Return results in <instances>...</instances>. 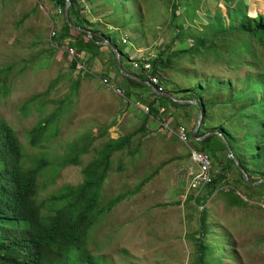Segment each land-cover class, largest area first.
I'll use <instances>...</instances> for the list:
<instances>
[{"label":"rangeland","instance_id":"374dc122","mask_svg":"<svg viewBox=\"0 0 264 264\" xmlns=\"http://www.w3.org/2000/svg\"><path fill=\"white\" fill-rule=\"evenodd\" d=\"M246 2L252 12L264 11V0ZM78 4L84 8L83 16L109 34L114 45H121L131 61L141 53L156 55L165 51L174 38L164 0H78ZM58 10L53 0H0V85L5 80L9 87L5 95L0 90V116L18 134L27 153L28 165L41 157L47 161L48 165L37 181V202H49L64 187L80 185L83 167L102 143L137 131L146 115L141 107L148 106L153 100L151 93L141 89H132L125 99L124 93L119 95L103 84L101 79L106 77L110 85L121 89L125 78L112 69L103 76L105 66L99 59L90 62L89 56L82 54L86 71L71 70L72 59L65 51L67 44L63 43L61 47L53 44L54 47L49 43V32L54 27L58 33L63 24ZM136 12L140 14L138 18ZM217 12L226 17L224 3L198 0L192 23L203 31ZM128 18L131 22L126 27ZM188 46V41L178 39L167 53ZM103 52L107 53V50ZM206 56H197L194 64L183 65V61H177L164 70L163 79L168 84L164 81L161 84L184 88L197 81L212 80L215 83L212 93L218 101L222 97L226 99L229 91L225 86V94L218 93V79L225 83L231 79L234 90L244 87L249 70L247 65L232 70L227 59L212 63L211 55ZM107 58L104 54L102 59ZM9 67L11 71L6 73L5 69ZM90 73L94 76L87 79L86 75ZM79 77V88L71 96L69 108L63 102L72 94V80ZM39 94L44 96L32 100ZM25 105L30 106L27 114L22 111ZM58 107L63 111L59 122L46 133L53 134L56 129L57 136L32 146L30 132L33 127ZM165 111L167 114L158 118L164 124L169 122L168 127L172 130L182 126L190 131L197 122L195 110L169 107ZM228 116L226 108L216 105L210 110L206 125L210 128L218 126L228 120ZM147 125L148 134L137 133L132 138L130 150L118 152L113 157L112 170L104 181L98 207L117 195L125 194V197L109 213L100 216L90 230L86 249L91 256L99 264H191L198 257V220L201 210L206 209V226L212 230L211 240L215 242L211 244L215 261L218 254L223 253L222 264H264V190L254 191L261 196L253 199L244 197L241 189L236 190L247 202L236 207L229 206L223 195L215 190L202 206H195V202L188 201L190 196L197 195L190 188V173L196 166L188 148L153 120L150 119ZM87 138L92 140L88 151L81 154L77 162L58 167L64 154H73L75 148L88 141ZM136 147L137 152L132 153ZM230 154H217V161L210 157L211 172L216 173L226 166L230 156L235 161ZM120 164L123 165L121 171L117 170ZM224 175L226 184L221 190L226 194L236 184L238 172L231 168ZM209 236L207 233L206 248H209ZM221 245L223 250H219Z\"/></svg>","mask_w":264,"mask_h":264},{"label":"trees","instance_id":"16d2710c","mask_svg":"<svg viewBox=\"0 0 264 264\" xmlns=\"http://www.w3.org/2000/svg\"><path fill=\"white\" fill-rule=\"evenodd\" d=\"M53 1L62 9L63 20L57 37L52 41L53 44L61 47L63 43H66L68 47L75 48L79 55H90L92 60L103 61L105 66L103 76H107L112 69L118 76L125 78L121 84L125 99L131 94L132 89L150 91L153 100L147 105L153 118L159 117L157 111L159 107L164 109L172 107L185 111L195 110L196 120L199 112H203V122L196 137L209 132H218L222 134L227 144L215 134L202 141L193 140L192 130L195 123L188 131L190 144L208 153L214 161H217L219 153H231L228 150L227 145H229L232 150L231 154L247 172L251 182L264 178V11L252 12L246 0H217L225 4L226 17L221 12H217L212 15L211 22L204 26V30L200 31L192 23L198 0H164L169 10V23L175 35L170 44L165 47V51L156 54L151 60V72L158 77L160 83L164 81V70L169 66H173L180 60L184 62L183 65L185 63L194 64L195 58L199 55L204 58L208 54L211 55L212 63L227 59L228 66L232 70L241 69L243 65H247L249 69L244 85L242 83L244 87L237 90L233 89L231 79H227L226 83L223 79H218L219 94H225V86L229 89L226 99L222 97L221 101H218L212 93L215 84L212 80L197 81L195 85L184 88H179L176 84L165 85V87L161 84L163 92L172 94L174 99L196 100L200 105L197 108L192 104H176L167 97L154 93L146 83L122 76L118 71L112 50L106 46L97 45V42L111 43L119 54L121 66L143 80H148L142 61L140 62L141 68H134L129 53L125 52L121 45H114L109 34L103 33L94 26V22L83 16L84 8L80 7L78 0H70L69 20L76 27L90 31L93 39L89 38L85 31L74 30L68 25L65 20L66 0ZM136 14L138 18L140 14L138 12ZM179 18L184 20L177 22ZM130 22L131 18L126 19V27ZM178 39L188 41L189 46L172 54L167 53ZM104 49L107 53L103 52ZM104 54L108 55L106 60L102 59ZM70 69H76V61L73 59ZM10 71L11 67L5 69L6 73ZM181 73L183 75V71ZM93 76L90 73L86 75V78L92 79ZM80 79L81 77L72 80L74 82L71 89L72 94L67 95L63 102L67 103V106L70 105L71 96L79 88ZM208 89L210 90L206 91ZM0 90L4 95L9 91L5 80L2 81ZM208 92H210L209 95ZM42 96L44 94L36 95L32 100H40ZM216 105L229 111L228 120L210 128L206 125L208 115ZM29 109L30 106L27 105L22 107L24 114H27ZM34 109L40 110L35 107ZM62 112V108L58 107L54 112L40 119L30 132L32 146L35 147L42 141L48 140V137L57 136L56 129L53 134L46 133L49 128L52 129L53 125L59 122ZM149 119L150 117L145 115L137 131L116 140L108 139L103 142L96 150L95 156L83 167V181L80 185L64 187L60 194L53 196L49 202H37V181L47 167V161L41 157L34 160L32 165H28L27 153L18 134L0 116V264H99L86 249L90 230L100 216L109 213L125 197V194L117 195L103 206L98 207L104 181L112 170L114 155L130 150L133 143L132 138L137 133H149L146 127ZM253 129H255L254 136ZM87 140L86 143L75 148L73 154L65 153L58 167L68 162H77L79 156L89 149L92 140L88 138ZM137 149L136 147L132 153L137 152ZM227 162L226 166L212 173V178L203 196L192 195L188 201H193L196 203L195 206L200 207L208 196L217 190L227 200L229 206H242L247 202L236 193L238 189H241L248 199L259 198L261 194H256L257 192L254 191H263L264 182L257 186L250 184L231 156L227 158ZM122 166L120 164L117 170L121 171ZM231 168L238 172V177L234 180L236 184L232 185L233 188L224 194L221 190V187L226 184L224 174ZM198 222L199 238L196 246L198 257L191 264H222L223 253L218 254L216 261L213 257V249H211L213 232L206 226V209L201 210ZM207 233L210 235L209 248H206L205 243ZM232 241L231 236L230 243ZM223 247L221 245L219 250H223Z\"/></svg>","mask_w":264,"mask_h":264},{"label":"built area","instance_id":"2783aa9c","mask_svg":"<svg viewBox=\"0 0 264 264\" xmlns=\"http://www.w3.org/2000/svg\"><path fill=\"white\" fill-rule=\"evenodd\" d=\"M58 9H59L58 11L61 14L62 9L60 7H58ZM49 33H51V36H49V41H51V44L53 45L52 41L57 37V32H56L55 28L53 27L51 32H49ZM54 47H56V46H54ZM65 51L67 52V54L69 55V57L71 59L76 61V69L78 71H81V72H83V70L86 71V66L83 64L84 62L81 61L82 55H79L77 53V51L72 47H67L65 49ZM153 57H155V55H151L150 53H141V55L132 59V66L134 68H139V67H141L140 62L142 61L143 70H144V73L148 77V81L150 83H152V85L156 88L157 92H162L163 87H162L161 83L159 82L158 78L155 75H153L151 72V70H152L151 60ZM101 82L105 85H108L109 88L112 89L115 93H117L119 95H121L123 93V91L120 88L109 85L107 78H102ZM141 108H142L143 112L147 116L150 117L151 120H153L154 122H156L158 124V126L160 128H163V129L169 131V127H168L169 122L167 124H164L161 121H159V119L157 117L153 118V116H151V111H150V108L148 106H142ZM158 114L159 115H165V114H167V112L165 111L164 108H158ZM146 127H148V125ZM173 135L180 144H182L186 148H188V150L190 152V158H191L193 164L196 166L195 169L193 171H191V173H190V188L194 192H197V195H196V197H197L198 195L203 194V192L206 190V188H207V186H208V184L212 178L210 155L206 152L200 151L199 149H195L192 147V145L190 144L188 130L186 128H184L182 126L178 127L173 132Z\"/></svg>","mask_w":264,"mask_h":264},{"label":"water","instance_id":"95a60500","mask_svg":"<svg viewBox=\"0 0 264 264\" xmlns=\"http://www.w3.org/2000/svg\"><path fill=\"white\" fill-rule=\"evenodd\" d=\"M70 4H71L70 0H66V5H65V20H66V22L74 30H77V31H85L87 33V35L89 36V38L93 39L92 33L90 31L85 30V29L78 28V27H76L74 24H72L70 22L69 17H68V9H69ZM97 45L106 46V47H108L109 49L112 50V52L114 53V56H115L116 63H117L118 71H119V73L122 76H124V77H126L128 79L134 80V81L146 83L147 85H149L152 88V91L154 93H156L157 95L165 96V97H167V99L172 100L176 104H181V105L182 104H192V105H195L197 108L200 107L199 102H197L196 100H177V99H174V97L172 96V94H170L168 92H163V91L162 92H157L156 91V88L148 80H143L138 75H136V74H134V73H132L130 71L125 70L121 66V61H120L119 54H118L117 50L111 45V43H109L107 41H101V42H97ZM203 118H204L203 112L200 111L199 112L198 119H197V122H196V124H195V126H194V128L192 130V139L193 140H197V141H202V140L206 139L207 137H209L210 135L215 134V135L221 137L223 139L224 143L227 144L226 141H225V139L223 138L222 134L221 133H218V132H209V133L204 134L201 137H198V138L196 137V135H197V133H198V131L200 129V126H201V124L203 122ZM227 146H228V150L232 153V150H231L230 146L229 145H227ZM235 163L241 169V171H242L245 179L248 182H250V184H252L254 186H257V185L262 184V182H264V178L261 179V180H259V181H254V182L252 181L251 182L250 179H249V176H248L247 172L240 166V164H239V162H238L237 159H235Z\"/></svg>","mask_w":264,"mask_h":264},{"label":"bare ground","instance_id":"6f19581e","mask_svg":"<svg viewBox=\"0 0 264 264\" xmlns=\"http://www.w3.org/2000/svg\"><path fill=\"white\" fill-rule=\"evenodd\" d=\"M73 48V47H72ZM139 68H141V67H139ZM76 70V69H75ZM104 78H106V77H104ZM158 78V77H157ZM108 80V79H107ZM159 80V79H158ZM160 82V81H159ZM108 83H109V85H110V82L108 81ZM160 108V107H159ZM158 111V110H157ZM158 116H160L159 114H158ZM162 116V115H161ZM160 121V120H159ZM163 123V122H162ZM178 127H180V126H177L176 128H175V130L178 128ZM175 130H172V129H170L169 128V131H170V133L171 134H173V132L175 131Z\"/></svg>","mask_w":264,"mask_h":264},{"label":"crops","instance_id":"0c3cea01","mask_svg":"<svg viewBox=\"0 0 264 264\" xmlns=\"http://www.w3.org/2000/svg\"><path fill=\"white\" fill-rule=\"evenodd\" d=\"M83 56V55H82ZM89 56V58H88V60H90V62L92 61L93 62V60L91 59V56L90 55H88ZM95 61H97V60H95ZM93 73V72H92ZM149 93H151L150 91H148ZM152 94V93H151ZM239 195H241V196H243L242 194H239ZM245 197V196H244Z\"/></svg>","mask_w":264,"mask_h":264}]
</instances>
